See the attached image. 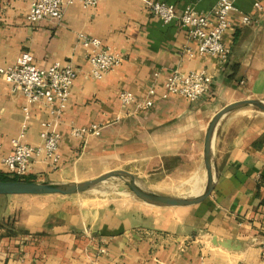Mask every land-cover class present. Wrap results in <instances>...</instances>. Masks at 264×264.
Returning <instances> with one entry per match:
<instances>
[{"label":"crops","instance_id":"1","mask_svg":"<svg viewBox=\"0 0 264 264\" xmlns=\"http://www.w3.org/2000/svg\"><path fill=\"white\" fill-rule=\"evenodd\" d=\"M152 1L99 0L95 7L76 1L63 8L59 22L28 23V0H0L1 67L28 52L38 67L68 62L75 71L56 126L57 160H33L26 176L72 182L124 169L156 185L159 177L191 175L187 190L204 188L209 120L228 103L264 101V0H235L237 11L223 34L229 47L224 63L196 54L177 22L163 24L151 15ZM160 1L173 4L177 15L185 7L207 13L216 2ZM240 14L251 22L242 23ZM79 34L121 53L120 64L93 77ZM174 70H204L211 78L208 91L194 101L160 98L163 80ZM149 88L151 106H121L120 91L141 100ZM243 109L218 122L212 139L215 184L196 203L160 207L136 197L93 202L74 195H0V264H264V112ZM48 119L42 104L27 105L0 77V172L22 125V141L35 146L40 123ZM90 124L99 127L97 134H70Z\"/></svg>","mask_w":264,"mask_h":264},{"label":"built area","instance_id":"2","mask_svg":"<svg viewBox=\"0 0 264 264\" xmlns=\"http://www.w3.org/2000/svg\"><path fill=\"white\" fill-rule=\"evenodd\" d=\"M78 1L84 7H95L99 0H28L25 19L28 23L48 19L59 22L63 8ZM255 10H262L259 2L253 3ZM148 10L163 24L177 22L186 35L195 43V53L216 58L220 63L226 62L229 47L223 42V34L229 25L228 17L236 12L235 0H216L212 8L204 14H195L190 7H185L179 15L175 13L173 4L154 0L148 4ZM241 22L249 24L251 16L240 14ZM78 40L86 48V60L90 65V73L95 78L114 70L121 62L122 55L110 46L103 45L98 38L79 34ZM192 57L193 51H187ZM157 76V73H154ZM0 77L12 91L23 94L27 105L42 104L47 109L49 119L40 123L39 143L30 145L22 141L24 124L17 137L10 139L11 151L3 159V173L16 177L26 176L30 165L35 159H42L54 163L57 160L60 134L57 123L66 108L75 71L68 62L54 61L46 67H38L28 52L20 53L11 65L1 67ZM210 76L204 70H191L187 73L172 71L163 80V92L160 98L170 95L194 101L203 96L209 89ZM154 90L149 88L144 98L137 100L133 93L122 90L118 93V100L122 107L135 104L140 108H147L154 102ZM27 106L23 111L27 114ZM99 127L90 124L87 127H73L72 136L83 134H97ZM103 248L99 252H103Z\"/></svg>","mask_w":264,"mask_h":264},{"label":"water","instance_id":"3","mask_svg":"<svg viewBox=\"0 0 264 264\" xmlns=\"http://www.w3.org/2000/svg\"><path fill=\"white\" fill-rule=\"evenodd\" d=\"M249 106L264 112L263 100L243 99L226 104L209 120L203 143V161L205 164L206 179L203 190L197 195H165L150 191L141 184L136 176L124 169L110 170L85 181L45 182L32 180H0V195L83 194L98 188L103 182L111 178H122L126 180V188L116 189V191L133 194L136 198L147 203L160 207H174L196 203L207 197L215 184L217 171L214 167L212 157V139L218 122L226 114Z\"/></svg>","mask_w":264,"mask_h":264},{"label":"rangeland","instance_id":"4","mask_svg":"<svg viewBox=\"0 0 264 264\" xmlns=\"http://www.w3.org/2000/svg\"><path fill=\"white\" fill-rule=\"evenodd\" d=\"M245 113L253 114L257 110L253 107H246L242 110ZM135 176V175H134ZM191 175L184 176H174L168 175L166 177H159L156 179L159 183L156 185L149 180H144L141 176L137 177L141 184L150 191H154L160 194L165 195H186L189 193L188 188V180ZM126 188V180L122 178H112L100 185L98 188L91 190L87 193L83 194H74L73 197H77L79 199L90 200L93 202H113L120 199H129L135 198L133 194L130 193H120L117 192L116 189H125ZM156 189V190H155Z\"/></svg>","mask_w":264,"mask_h":264},{"label":"trees","instance_id":"5","mask_svg":"<svg viewBox=\"0 0 264 264\" xmlns=\"http://www.w3.org/2000/svg\"><path fill=\"white\" fill-rule=\"evenodd\" d=\"M0 180H32V181H35L34 179L28 176L16 177L14 175H10V174L3 173V172H0Z\"/></svg>","mask_w":264,"mask_h":264},{"label":"bare ground","instance_id":"6","mask_svg":"<svg viewBox=\"0 0 264 264\" xmlns=\"http://www.w3.org/2000/svg\"><path fill=\"white\" fill-rule=\"evenodd\" d=\"M112 179V178H111ZM203 189L199 190V191H195V192H189L187 195H197L199 194Z\"/></svg>","mask_w":264,"mask_h":264}]
</instances>
